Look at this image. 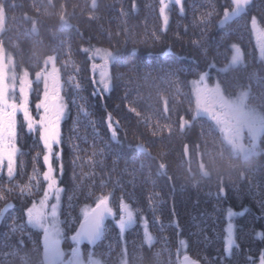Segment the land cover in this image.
<instances>
[{
    "label": "trees",
    "instance_id": "trees-1",
    "mask_svg": "<svg viewBox=\"0 0 264 264\" xmlns=\"http://www.w3.org/2000/svg\"><path fill=\"white\" fill-rule=\"evenodd\" d=\"M135 4L136 9L133 0H0V13L11 29L1 36L11 52L32 69L42 66L46 74L52 65L56 74L50 78L59 81L68 105L60 126L63 142L55 146L63 151L64 165L58 216L65 233L61 247L65 251L76 247L70 238L83 219L82 210L94 207L96 197L108 195L117 214L121 199L139 213L124 236L129 264H176L184 255L200 264H205V257L219 259L225 255L224 226L230 208L243 215L231 218L240 247L233 248L225 264H244L249 256L258 263L264 249V236L257 235L264 231L258 186L264 181V134L257 139L259 150L254 154L233 155L218 121L209 117L210 110L194 114L191 81L206 73L226 96L245 91L248 105L264 116V54L255 46L253 28L247 27L252 16L264 26V0H251L246 14L225 25L219 22L231 0H184V16L171 4L166 29L159 0H135ZM213 6L219 15L199 23L197 18L213 11ZM194 40L199 47L193 46ZM233 43L241 48L243 59L225 68ZM133 47L139 51L129 56ZM90 48L121 52V61L112 69L115 87L110 92L92 95L91 61L82 51ZM77 72L82 87L73 89L70 81ZM133 107L139 115L130 111ZM109 114L117 122L119 144L110 140ZM94 128L99 135H94ZM34 140L36 136L29 134L20 138L26 153L17 156L18 172L23 173L17 176L20 182L32 174L37 152L41 153L37 167L44 170L43 146ZM138 144L147 151L136 148ZM251 181L256 186L250 187ZM221 183L224 194H218ZM33 198L39 196L14 198L10 202L15 209L6 214L8 219L0 218V264H29L37 243L43 259V233L28 225L26 216L17 222L20 230L15 238L4 239L12 217L23 215L22 205H30ZM141 216L148 220L151 244L144 241ZM21 238L24 251L15 244ZM180 240L186 244L181 246ZM118 244L113 217H106L100 240L81 242L79 249L83 258L92 253L101 264H116L123 247Z\"/></svg>",
    "mask_w": 264,
    "mask_h": 264
},
{
    "label": "snow or ice",
    "instance_id": "snow-or-ice-1",
    "mask_svg": "<svg viewBox=\"0 0 264 264\" xmlns=\"http://www.w3.org/2000/svg\"><path fill=\"white\" fill-rule=\"evenodd\" d=\"M170 4H175L178 7L179 14L185 15L184 0H159V15L162 18L165 29L169 23V11ZM251 5V0H231V6L223 9V18L220 20V25H225L230 21L239 19L242 15L246 14ZM133 9H136L135 0H133ZM213 11L202 13L198 18L199 23H207L215 15H219L215 6ZM197 21L194 20V25ZM259 24V20L256 16H252L247 24V27L253 28ZM153 38L156 41L160 40V36L153 33ZM242 39V37H241ZM194 47H199L200 42L197 40L192 41ZM230 49L233 52L232 60L235 63L240 58V47L233 43L230 45ZM87 54L88 60L92 61L90 67L93 73L92 95H99L100 93L110 92L115 87V78L113 76L112 69L122 59L120 50H110L104 48H90L82 49ZM138 49L133 47L128 49V55L134 56L138 53ZM171 52V49H169ZM99 59L100 63L95 61ZM98 73V79L96 74ZM171 75V72L168 73ZM76 77H73L70 81V86L73 89H80L82 87L80 81ZM204 76H200V81L204 80ZM195 83V81H193ZM99 85V87H95ZM63 88L59 87L51 92L45 93L41 100L35 105L38 119L35 118L30 109V100L27 105H6L0 104V202H3V207H0V218L8 219L6 215L10 211L14 210L16 205L13 201L14 198L24 199L27 197L33 198L30 205H22L23 215L12 217L13 223L9 226V232L4 234L5 241L11 235L15 238V233L20 229L17 227V222L26 216L27 224L32 228L42 231V244H43V259H40V246L36 244V249L32 253V258L29 260V264H101L99 260L92 259V253H89V260L85 262L80 258L79 245L82 241L87 240L89 244H95L100 240L105 231V218L113 217L114 223L118 229L119 244L123 245L121 252L119 253V259L116 264H129L126 256L127 241L124 239L125 231L133 224L137 222L138 212H134L128 203H125L123 199L119 203V213L117 214L113 207L109 204V196L101 195L96 197L94 207L86 205L82 210L83 219L79 223V228L75 234L71 236V242L76 245L71 249L70 256L66 258V253L61 247L62 241L65 239L64 230L60 227L58 219V210L61 207V194L64 189L60 186L61 177L64 174V165L62 161L63 151L62 149L54 152V146H60L63 142L60 126L61 122L66 115L68 105L65 101L64 95H62ZM79 96V92L75 93ZM80 99H85L80 96ZM131 112H135L133 107ZM167 111V107L165 108ZM21 113L23 122L19 125V131H26L29 134L36 135L34 143H40L43 146V165L44 169L41 172L36 162L39 160L41 153L37 152L33 157V170L32 174L28 176L27 182H20L17 180L18 175H23L22 170L18 172L17 167V155H26L22 151V147H17L18 142V122L17 114ZM94 123H102V121H96ZM117 122H114L109 114L107 119V129L110 133V140L115 141L117 144L121 143L118 136V127L114 126ZM94 135H99L95 132ZM153 136L157 135V132L152 133ZM75 147V146H74ZM107 148L108 145L105 144ZM136 148L142 152L147 150L143 144L136 145ZM96 155V152H93ZM58 161V168L53 166V160ZM165 166L160 165L161 172H164ZM57 172L59 174H57ZM166 174V173H165ZM249 186H256L254 181L249 182ZM261 191L260 207L264 209V181H261L258 185ZM42 191V195L39 193ZM225 188L221 183L219 186V193L224 194ZM50 200H54V203L50 204ZM118 215V219L116 218ZM234 215H243V213H233L231 208L228 210L229 223L226 228L227 235L225 237L224 256H220L219 259L209 261L206 257L205 264H225L226 256L233 254V248L239 249L237 244V238L234 234V226L231 223V218ZM141 224L143 227L144 241L148 244L152 243V235L148 231V220L141 216ZM258 236H264V231L257 233ZM247 238V237H245ZM16 241V248L19 251H24L20 245L24 244V239L21 238ZM180 245L186 244V241L180 240ZM14 254V253H10ZM244 254L243 252L241 253ZM159 255V253H157ZM219 255V253H218ZM171 264V262H170ZM176 264H200L199 260H193L189 256L184 255L182 261L176 262ZM230 264V262H229ZM244 264H257L254 256H249ZM258 264H264V249L259 251Z\"/></svg>",
    "mask_w": 264,
    "mask_h": 264
},
{
    "label": "flooded vegetation",
    "instance_id": "flooded-vegetation-1",
    "mask_svg": "<svg viewBox=\"0 0 264 264\" xmlns=\"http://www.w3.org/2000/svg\"><path fill=\"white\" fill-rule=\"evenodd\" d=\"M6 15L4 12L0 13V104L6 105H17L23 106L27 105L30 100V109L35 118H39L35 109V105L41 100V98L45 95L46 91L51 92L58 87H53L52 84L54 82L45 83L46 79L43 78L47 74L43 73V67L39 66L36 69L30 68L25 60V62L20 61L19 58L15 57L11 52V48L5 42V38L2 32L6 29L11 30L10 28H6ZM34 26V25H33ZM33 28V27H31ZM26 28L21 29L22 31ZM49 73V72H47ZM56 83V81H55ZM209 98L206 95L205 102L207 103L208 108L213 107V105L217 104L218 100L215 98ZM212 101V102H210ZM211 109V108H210ZM211 117H215V110L212 108L209 113ZM219 123L223 126V132L226 134H233L236 136L228 142L231 146H236L237 144L244 148V146L249 145L250 141L248 137V133L245 130L244 132L240 131V126L242 120L236 119L232 117L230 114L222 113L218 118ZM0 122H2V118H0ZM17 122H18V142L17 147H20V138L24 136V134H29L26 131H19V125L23 122V117L21 113L17 114ZM236 124L235 129H233V125ZM236 131V133H235ZM32 136H36L34 134H29ZM261 137V136H259ZM257 145V142L255 143ZM233 152V150H232ZM242 155L241 152L234 151L233 155ZM18 156V155H17ZM244 156V155H243ZM65 251V250H64ZM258 264V263H257Z\"/></svg>",
    "mask_w": 264,
    "mask_h": 264
},
{
    "label": "rangeland",
    "instance_id": "rangeland-1",
    "mask_svg": "<svg viewBox=\"0 0 264 264\" xmlns=\"http://www.w3.org/2000/svg\"><path fill=\"white\" fill-rule=\"evenodd\" d=\"M252 36H254V39H255L254 43H255V46L259 49L260 54L261 55L264 54V26L257 24L255 26V30H253L252 32ZM232 56H233V52H231L229 56V61L227 65L224 66L225 68H228L230 66L239 65L242 62L243 58H242L241 48H240V58L238 61L234 63L232 60ZM95 62L99 64L100 60L97 59ZM53 68L54 67L50 65L49 66L50 70L48 71L49 73H47V75L43 78L46 79L45 83L54 82L52 86L59 88V85H60L59 81L56 80V83H55L53 78L52 79L50 78L51 74H54V75L56 74L55 72H53L52 70ZM200 76L205 77L203 81H200L199 79ZM96 78L98 79V73L96 74ZM193 81H195V83H193ZM191 82H192V93H194V99H195L194 114L196 115L207 114L208 110H211L213 108L216 113L217 121H218V118L221 112L230 114L232 117L242 120L240 131L242 132H244L245 130L247 131L248 137L250 139V141L248 142L249 145L244 146L243 148L240 145H238L236 141V146L235 145L232 146L233 152L238 151V152H241V154L245 156V154H254L257 150H259L255 143L257 142V139L259 138V136H262L264 134V116L261 113V111H259L257 108L255 107L252 108L251 106L248 105L246 101V92L242 91L235 95L226 96L224 92H221L218 82L215 79L212 81H209L206 73L199 75L197 79H193ZM206 95H208L209 98L212 97L213 99L215 98V100H218L217 104L213 105V107H210L211 109L208 108L207 103H205ZM221 103L224 105V107L220 109L218 108V105ZM217 124L219 125L218 127L224 128L223 126H221L219 121L217 122ZM233 126H234L233 129H235L236 124H234ZM221 133H222L223 139L227 143L230 142V140L233 138L237 140L236 136L234 137L233 134L231 133L230 134L224 133L223 129H221ZM53 150L54 152L57 151L55 146ZM58 163L59 162L56 161L55 159L53 160L54 167L58 168ZM57 174L59 173L57 172ZM54 202H55L54 200H50V204ZM58 216H59V210H58ZM228 223H229V219L226 220V223L224 226L225 232H226ZM226 235H227V232L225 233V237ZM71 249L72 248H70L69 251L67 250L65 251L66 258L70 256ZM79 253H80V249H79ZM80 258L84 260L85 262H87L89 260V254L87 258H83L80 253ZM91 258L94 260H98L94 256H92Z\"/></svg>",
    "mask_w": 264,
    "mask_h": 264
},
{
    "label": "water",
    "instance_id": "water-1",
    "mask_svg": "<svg viewBox=\"0 0 264 264\" xmlns=\"http://www.w3.org/2000/svg\"><path fill=\"white\" fill-rule=\"evenodd\" d=\"M78 228H79V225L77 226V229H78ZM77 229H76V230H77ZM75 232H76V231H75ZM82 242H83V243H86V244L89 243L87 240H84V241H82ZM182 260H183V258H182Z\"/></svg>",
    "mask_w": 264,
    "mask_h": 264
}]
</instances>
